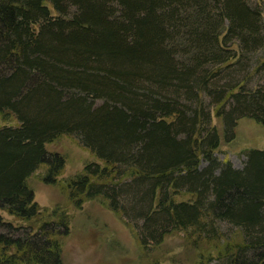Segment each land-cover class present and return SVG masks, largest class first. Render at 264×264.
<instances>
[{"label": "trees", "instance_id": "16d2710c", "mask_svg": "<svg viewBox=\"0 0 264 264\" xmlns=\"http://www.w3.org/2000/svg\"><path fill=\"white\" fill-rule=\"evenodd\" d=\"M254 1L0 0V114L17 120L0 126V209L15 219L0 215V264L63 262L70 215L43 218L28 184L42 165L58 183L66 159L47 144L63 135L102 162L62 184L76 208L99 199L134 212L144 249L183 232L223 263L264 264V149L236 168L217 156L213 125L214 111L227 142L240 118L264 126V84L247 75L215 87L245 53H258L253 73L264 69V0Z\"/></svg>", "mask_w": 264, "mask_h": 264}, {"label": "rangeland", "instance_id": "374dc122", "mask_svg": "<svg viewBox=\"0 0 264 264\" xmlns=\"http://www.w3.org/2000/svg\"><path fill=\"white\" fill-rule=\"evenodd\" d=\"M256 2L255 0L254 3ZM259 55L262 56L263 52ZM257 57L258 53H245L244 57H240V62L221 71L215 80V87L236 83L247 75L248 85L264 84V69L253 73ZM205 101L207 108L212 111L215 106L214 95H207ZM6 124L15 125L17 120L13 117L5 120L0 114V126ZM213 125H216L222 138L217 156L222 161H230L236 168L243 167L246 160L245 150L264 149V126L253 118H240L236 137L228 142L223 139V124L214 115V111ZM47 149L63 155L66 159L58 183L44 182L42 176L47 166L42 165L29 177L28 184L35 192L36 201L47 210L43 218H47L57 207L68 211L70 215V233L62 237V264H226L216 258L217 251L211 244H194L187 240L183 232L167 235L158 245L154 240H148L144 249L133 228L127 223L136 225L137 231L143 235L148 233L145 232L143 219L136 217L134 212L121 217L99 199L88 200L82 208H76L68 199L62 184L81 173L87 163L102 162L75 137L68 135L47 144ZM0 215L7 220H15L2 209ZM217 224L224 233L234 230L233 225L228 222L221 221Z\"/></svg>", "mask_w": 264, "mask_h": 264}]
</instances>
